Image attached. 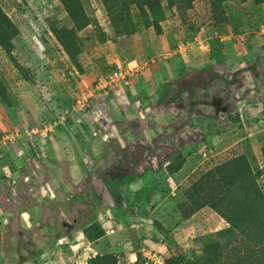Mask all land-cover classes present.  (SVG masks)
<instances>
[{
  "label": "rangeland",
  "instance_id": "1",
  "mask_svg": "<svg viewBox=\"0 0 264 264\" xmlns=\"http://www.w3.org/2000/svg\"><path fill=\"white\" fill-rule=\"evenodd\" d=\"M80 1L89 22L76 32L82 73L50 31L75 29L59 1L0 0L20 31L14 55L30 78L0 49V83L11 103L0 99V264H81L105 254L118 264L243 257L244 232L228 213L191 209L207 193L236 198L241 191H227L217 173L232 177L234 166L249 169L264 194V5L163 2L158 36L154 17L135 7ZM183 43L190 55L239 72L242 85L169 109L157 106L154 90L132 96L130 81L162 66L194 71L171 56ZM134 62L144 69L104 88ZM83 94L93 95L91 107L75 110ZM60 153L85 158L74 166L84 180L62 179L64 167L54 164ZM179 162L169 175V163ZM93 221L115 232L95 251L77 237Z\"/></svg>",
  "mask_w": 264,
  "mask_h": 264
},
{
  "label": "trees",
  "instance_id": "2",
  "mask_svg": "<svg viewBox=\"0 0 264 264\" xmlns=\"http://www.w3.org/2000/svg\"><path fill=\"white\" fill-rule=\"evenodd\" d=\"M63 6L67 15L73 21L75 29H58L50 26V31L68 56L72 65L78 72L82 68L78 57L80 55L79 39L76 32L84 30L89 22L80 0H57ZM112 0H102L109 6ZM192 0H114L124 12H129L130 7H135L142 16H152L154 20L150 26L155 28L158 36L163 34L160 22L163 21V2L167 7L178 3L190 4ZM257 6L264 5V0H253ZM20 35L18 27L0 8V49L3 50L10 62L17 69L26 82H30L28 70L20 66L14 52V41ZM243 77L239 72H231L224 64L206 65L197 71L184 70L175 81H169L162 85L157 99V106L169 109L173 106L185 103H194L199 98L207 97L212 93L227 91L232 87L242 85ZM0 99L9 107L11 103L8 95L0 83ZM182 163H169L166 170L169 175H174L181 170ZM162 164L159 170L162 169ZM232 177L225 171L218 170L220 185L227 187V191L234 189V193L241 191L236 198L225 196V194H204L200 202L191 209V214L203 208L210 207L227 216L232 226L243 230V241L245 255L243 257L229 256L222 259L221 256H210L202 264H264V194L259 190L256 179L249 169H232ZM231 177V178H230ZM84 239L91 243H97L105 237V230L99 222H93L83 228ZM236 256V255H235ZM185 264L184 259H174ZM87 264H118L113 254L97 255L87 260ZM179 264V263H176Z\"/></svg>",
  "mask_w": 264,
  "mask_h": 264
},
{
  "label": "crops",
  "instance_id": "3",
  "mask_svg": "<svg viewBox=\"0 0 264 264\" xmlns=\"http://www.w3.org/2000/svg\"><path fill=\"white\" fill-rule=\"evenodd\" d=\"M188 47L189 46L187 44L183 43L178 47V49L176 51L171 52V56H178L179 55L178 57H180V59H181L180 63H183L182 65H184L186 69H192L194 71H197L206 65H214V63H216L218 61V60L213 59L212 57L207 58L204 55H199V54L190 55L191 52H188V50L190 49ZM206 59H208V61ZM180 73H181V69L179 67H177L175 64H171L170 66L169 65L162 66L161 68L156 69L151 74H148L149 76H146V74H145L143 76L137 77L136 79H133L132 81H130V83L128 84V85L131 84L130 93L132 96L143 95L146 97L151 92V90H154L156 92H160L161 87L164 83L177 80ZM82 133H84L83 130H82ZM76 145L77 146H73L75 150L77 148L79 149L80 147L81 148L83 147V145H81V144H79V145L76 144ZM62 155L63 154L60 153V156L59 157L57 156L58 158H55L56 160L54 162V164H58L59 166L64 167V168H62L64 171V173L61 176V177H63L62 179L67 180L70 177V179L84 180L87 176L86 173H84V172L74 173V169H75L74 166H76V165L78 166V164L82 165L83 161H85V158L80 157V156H77L76 158H72V157H67V156H62ZM58 170H59V168H58ZM59 174H58V176H59ZM61 177L54 178L53 179L54 182L56 183V181H59V178L61 179ZM54 186H56V185L54 184ZM65 188L68 191H74L75 190L72 187V185H69V184L68 185L65 184L64 189ZM67 190H65V191H67ZM104 215H103V217H104ZM101 219H102V217H101ZM97 221H93V222H97ZM93 222H91V223H93ZM77 237L79 238V240L83 241V244L85 245V247H90L94 251H95V246L101 240H103V239H101L97 243L91 244L84 239L82 231L79 235H77ZM78 263H79L78 261H75L74 264H78ZM81 264H87V262H82Z\"/></svg>",
  "mask_w": 264,
  "mask_h": 264
},
{
  "label": "built area",
  "instance_id": "4",
  "mask_svg": "<svg viewBox=\"0 0 264 264\" xmlns=\"http://www.w3.org/2000/svg\"><path fill=\"white\" fill-rule=\"evenodd\" d=\"M203 48V47H201ZM133 66H132V65ZM143 70L144 68L142 66H139L138 63L134 62V63H130V65L127 68H124L123 70L120 71H116L114 72L110 77H109V81L110 83H104V88H107L108 86H110L113 83L116 82H127V80H129L131 77L134 76V74H136L138 71ZM102 86V87H103ZM101 87V88H102ZM93 97V95L87 96L85 94H83L81 97L77 98L75 101V105H74V109L78 110V111H85L87 109H89L91 107V103L90 100ZM114 230L113 229H109L105 231L106 235H112L114 234ZM148 259L153 260L152 258H150V256L145 255ZM156 264H164L163 262H161L160 260H158L156 262Z\"/></svg>",
  "mask_w": 264,
  "mask_h": 264
}]
</instances>
